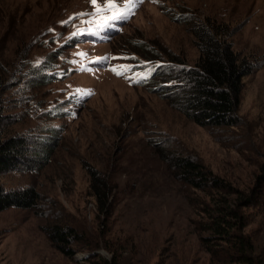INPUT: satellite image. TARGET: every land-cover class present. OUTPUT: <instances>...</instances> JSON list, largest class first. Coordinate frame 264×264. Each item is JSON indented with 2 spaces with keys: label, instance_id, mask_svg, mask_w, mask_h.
Here are the masks:
<instances>
[{
  "label": "rangeland",
  "instance_id": "1",
  "mask_svg": "<svg viewBox=\"0 0 264 264\" xmlns=\"http://www.w3.org/2000/svg\"><path fill=\"white\" fill-rule=\"evenodd\" d=\"M112 2L124 15L100 40L108 24L98 26L91 0H0V97L10 115L0 137L28 134L43 157L51 153L42 168L0 175L7 189L41 194L39 207L0 212V264H93L91 254L119 264H224L202 240L211 198L179 180L159 149L200 160L242 190L254 186L264 165V0ZM200 22L228 27L233 49L254 65L238 126L190 120L166 98L175 80L141 82L156 65L170 77V68L196 64ZM49 62L57 80L33 85L27 71ZM92 171L107 186H93ZM248 214L251 235L264 240V207ZM58 224L81 235L72 256L44 229Z\"/></svg>",
  "mask_w": 264,
  "mask_h": 264
},
{
  "label": "trees",
  "instance_id": "2",
  "mask_svg": "<svg viewBox=\"0 0 264 264\" xmlns=\"http://www.w3.org/2000/svg\"><path fill=\"white\" fill-rule=\"evenodd\" d=\"M192 32L200 52L194 66L177 70L169 67L171 76L164 77V66L156 65L154 69L147 70L148 76L141 82L147 83V79L152 77H161L165 82L175 80V85L163 88L167 100L200 126L221 128L240 125L242 119L237 111L244 88L243 80L254 71L253 63L233 49L232 42L228 41L231 35L228 27L200 22L192 28ZM53 66L49 62L41 68L35 67L32 73L27 71L26 75L33 74V85L37 82L50 83L57 80L56 75L48 73ZM1 104L0 97V134L10 119ZM38 145H42L39 138L28 134L0 137V175L22 169L42 168L49 162L51 153L43 157ZM159 150L160 157L179 180L206 192L211 198V204L204 205L201 210L206 218V222H201V227L209 232L202 240L208 245L214 242L213 250L209 249L213 256L219 257L224 264H264V240L251 235L248 214L249 210L264 207V165L254 186L246 191L213 173L200 160ZM92 176L93 186L97 182L107 186L95 171H92ZM98 194L102 199V208L105 204L103 199L107 196L100 191ZM40 200L41 194L33 186L7 189L0 184V212L9 208H36ZM44 229L59 250L68 256L75 254L74 244L81 240L77 229L64 224L47 225ZM87 261L93 264H119L117 257L107 260L96 254H91Z\"/></svg>",
  "mask_w": 264,
  "mask_h": 264
},
{
  "label": "snow or ice",
  "instance_id": "3",
  "mask_svg": "<svg viewBox=\"0 0 264 264\" xmlns=\"http://www.w3.org/2000/svg\"><path fill=\"white\" fill-rule=\"evenodd\" d=\"M92 5L95 7V15L96 16H102L103 21L98 26L104 27L107 25L110 21H115L118 19H121L124 13H121L118 9H116V5L112 2V0H108V3L106 4L105 8H101L97 6V0H91ZM105 11H113L114 14L111 16H104ZM80 55H85L81 53Z\"/></svg>",
  "mask_w": 264,
  "mask_h": 264
},
{
  "label": "water",
  "instance_id": "4",
  "mask_svg": "<svg viewBox=\"0 0 264 264\" xmlns=\"http://www.w3.org/2000/svg\"><path fill=\"white\" fill-rule=\"evenodd\" d=\"M93 253H95V252H93Z\"/></svg>",
  "mask_w": 264,
  "mask_h": 264
}]
</instances>
